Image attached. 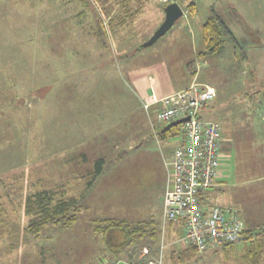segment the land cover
<instances>
[{
	"label": "rangeland",
	"instance_id": "374dc122",
	"mask_svg": "<svg viewBox=\"0 0 264 264\" xmlns=\"http://www.w3.org/2000/svg\"><path fill=\"white\" fill-rule=\"evenodd\" d=\"M30 1L32 11L42 7L24 0L25 9ZM69 1L43 0V21L30 24L25 15V33L0 31V264H264V0H179L183 15L172 30L188 35L171 49L163 36L136 49L164 18L159 0H128L131 18L115 0L105 6L108 17L93 0ZM213 13L235 41L224 37L207 53L203 25ZM151 70L162 89L215 88L200 116L221 126L232 158L221 165L224 186L209 188L207 200L236 208L255 228L251 238L193 254L179 233L164 231L154 198L166 182L169 157H162L170 146L155 144L136 86L149 88L141 74ZM123 92L131 99L113 96ZM44 189L76 198L79 211L71 225L31 235L24 202ZM105 218L147 222L156 235L150 230L114 256L96 229Z\"/></svg>",
	"mask_w": 264,
	"mask_h": 264
},
{
	"label": "built area",
	"instance_id": "2783aa9c",
	"mask_svg": "<svg viewBox=\"0 0 264 264\" xmlns=\"http://www.w3.org/2000/svg\"><path fill=\"white\" fill-rule=\"evenodd\" d=\"M159 1L163 6L179 4V0ZM215 98L212 85L193 82L154 102L158 103L157 120L165 126L190 117L178 123L182 141L166 163L162 226L178 224L182 229L180 241L186 247L195 248L197 253L229 247L244 239V225L238 215L207 200V190L222 176L223 137L221 126L213 120L202 119L200 114ZM147 252L143 248L141 253ZM106 264L120 263L111 260Z\"/></svg>",
	"mask_w": 264,
	"mask_h": 264
},
{
	"label": "trees",
	"instance_id": "16d2710c",
	"mask_svg": "<svg viewBox=\"0 0 264 264\" xmlns=\"http://www.w3.org/2000/svg\"><path fill=\"white\" fill-rule=\"evenodd\" d=\"M81 3H86L87 0H71ZM101 8L103 17H108L109 10L107 7L110 5L111 0H93ZM119 2L126 18H131L133 14H129V10L125 9L128 0H115ZM128 11V12H127ZM101 16V14H100ZM98 16L100 25H102V18ZM120 16L118 18L123 19L125 17ZM124 21V20H123ZM121 21V22H123ZM113 23L109 21V25ZM226 39L235 41V37L230 27L226 23L225 19L213 13L203 25V42L206 47L207 53H215L218 51ZM179 135V124L171 123L164 127L159 132L161 139L172 138ZM103 159H98L95 163V174L98 175L101 172V165ZM79 202L76 198L70 199H55V194L48 190L37 191L32 196L26 198L24 202V213L30 216V220L26 226V230L31 235H38L48 227L63 226L67 227L71 225L77 216L79 211ZM150 225V224H149ZM153 227V226H152ZM151 227V228H152ZM151 233L153 236L156 235V231ZM98 232L103 237L105 249L114 256H119L123 251L128 249L130 245L141 236L149 234L147 222L144 224L130 225L124 220H115L112 218H105L99 222L96 226ZM150 233V235H151ZM254 234L251 230L246 227L243 228L244 239L251 238ZM193 254H197L195 248L190 249ZM107 260L104 264H106ZM111 261V260H110Z\"/></svg>",
	"mask_w": 264,
	"mask_h": 264
},
{
	"label": "crops",
	"instance_id": "0c3cea01",
	"mask_svg": "<svg viewBox=\"0 0 264 264\" xmlns=\"http://www.w3.org/2000/svg\"><path fill=\"white\" fill-rule=\"evenodd\" d=\"M69 2H71V1H69ZM30 3H31V1L28 4L29 9H25L26 4H25L24 0H0V4H7L8 8H9L8 11H0V31L3 30L5 32V29H9V26H12L13 28H16V27L18 28L16 31L17 33L18 32L25 33V15L27 16L28 20H30V24H34L35 22H38V21H43L42 11H43V8L46 7L43 0H41L39 3V5H42V7L40 9H36L35 11H32L30 9ZM172 29H173V26L162 37V39L164 37H166L164 39L166 40L165 44L167 45L168 49H171V46H177V47L181 46V43L183 42L182 36L184 34L186 36L188 35V32H185V31L181 32V31H179L180 29H177V30L176 29L172 30ZM170 31H172V32H170ZM10 32H15V31L11 30ZM8 34H7V36H8ZM4 35H2V36L4 37ZM127 54H124L121 58H123V59L126 58ZM141 75L145 76L144 78H146L148 80V82L152 84V85L150 84L149 88L147 90H145L146 86H143V84H142V86H139L135 83L136 86H138L139 90L140 89L142 90L138 93V95L140 96V99H142L141 101H143L142 106H143V104H149V106L147 108H142V109L145 111V116H147L149 118L150 128H152V132H153V130H155V133L158 134V139L154 136L155 144L157 142L158 146L162 149H166V148H168V146H170V149H168V154L166 156L163 155V157H162V162H163V158L167 157V156L170 157L173 150L181 144L182 140L181 139L178 140L179 142L174 145V144L169 142V141H173V140H170V138L161 139L159 137V132L166 126L157 120L156 110L158 108V103H153V102L156 100H159L160 98H162L166 95L172 94V93H174V92H176L182 88H185L189 84L185 85L183 87H179L177 89H172V90L162 89L158 86L159 85L158 77H157L158 73L156 71L151 70L150 73L147 72V73H144ZM203 83H205V82H203ZM118 95H120V97L128 96L129 99H131V96L126 94L125 92L118 93V94L113 95V96H118ZM110 98H112V97H110ZM105 105L107 106V104H105ZM107 107H109V104ZM168 142H169V144L167 145ZM225 149L228 152L227 154L223 153V150H225ZM221 152H222V158H223L222 163L224 161H226L227 159L232 158V156L229 155L230 153L228 151V148L223 147V143H222V151ZM235 165H236V162H235ZM224 177L225 176L222 175L217 180L213 189H215V188L221 189L222 186H224V180H225V179H223ZM165 181H166V179H165ZM164 190H165V183L163 184L162 188L159 189V192L156 193L155 198H154V200L158 199V201L155 203V205L157 204L158 212L162 210V199H163ZM152 197L153 196L151 195V198ZM219 206L224 207V208H229L237 214L239 213L238 210H236V208H234L230 205L229 206L219 205ZM243 225H244V227H246L249 230L255 229V228L247 226L245 224V222H243ZM165 227H166V229H165ZM167 229L170 231H174L177 234L179 233V235H181L182 229L178 224L170 223V224L164 225V231H166ZM140 255H141V253H140ZM128 257L131 258V255H128Z\"/></svg>",
	"mask_w": 264,
	"mask_h": 264
},
{
	"label": "water",
	"instance_id": "95a60500",
	"mask_svg": "<svg viewBox=\"0 0 264 264\" xmlns=\"http://www.w3.org/2000/svg\"><path fill=\"white\" fill-rule=\"evenodd\" d=\"M164 18L159 26L154 30L151 36L140 44L136 49L152 45L160 37H162L172 26L173 24L182 17L183 11L178 3L173 2L164 6L163 8ZM190 117H185L176 121L175 123H180L182 121L188 120Z\"/></svg>",
	"mask_w": 264,
	"mask_h": 264
}]
</instances>
